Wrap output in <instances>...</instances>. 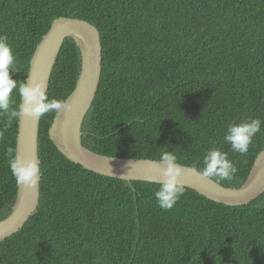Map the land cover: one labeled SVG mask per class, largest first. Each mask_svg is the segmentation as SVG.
Here are the masks:
<instances>
[{
	"label": "trees",
	"instance_id": "obj_1",
	"mask_svg": "<svg viewBox=\"0 0 264 264\" xmlns=\"http://www.w3.org/2000/svg\"><path fill=\"white\" fill-rule=\"evenodd\" d=\"M60 17L100 31L102 76L82 127V142L109 157L177 163L200 171L208 151L228 154L243 186L264 150V0H0V35L15 56L12 78L26 84L31 60ZM81 72L68 38L47 99L67 100ZM13 90L10 108L20 110ZM55 112L42 115L40 204L27 224L0 241V264H264V194L231 207L185 188L171 210L160 184L98 175L62 155L49 136ZM261 121L248 152L224 141L229 124ZM19 117L0 113V220L18 184L8 165Z\"/></svg>",
	"mask_w": 264,
	"mask_h": 264
},
{
	"label": "water",
	"instance_id": "obj_2",
	"mask_svg": "<svg viewBox=\"0 0 264 264\" xmlns=\"http://www.w3.org/2000/svg\"><path fill=\"white\" fill-rule=\"evenodd\" d=\"M68 38L74 39L81 53V72L75 90L68 97L71 112L56 114L49 136L69 161L98 175L125 181L161 184L166 166L156 160L115 158L97 154L82 142L83 123L98 92L102 76L103 45L99 29L78 18L56 19L38 45L30 64L26 84L40 86L47 95L54 67ZM23 106V98L21 107ZM27 106V105H25ZM42 115L19 116L17 152L24 160L39 159V134ZM180 183L200 195L231 207L245 206L264 194V150L257 156L248 180L239 187H226L213 178H204L193 167L179 164ZM41 178L35 188L18 185L17 200L8 217L0 220V241L18 233L40 204Z\"/></svg>",
	"mask_w": 264,
	"mask_h": 264
},
{
	"label": "clouds",
	"instance_id": "obj_3",
	"mask_svg": "<svg viewBox=\"0 0 264 264\" xmlns=\"http://www.w3.org/2000/svg\"><path fill=\"white\" fill-rule=\"evenodd\" d=\"M15 56L8 38L0 35V113L8 118L11 124L14 118L22 113L43 115L47 112L60 114L62 111L71 112L73 105L69 100H48L45 90L40 86L19 84L12 78L15 71ZM13 90H17L23 98V106L20 110L10 108ZM27 105V106H25ZM261 131V121L251 119L241 123L229 124L224 141L231 145V149L240 154L248 152L253 137ZM8 165L18 185L35 188L40 179L41 169L36 160H24L19 152L8 149ZM158 163L165 165L162 173L163 182L155 191L158 206L163 210H171L184 195L185 187L180 183L179 177L182 168L177 163L176 156L171 152L162 153ZM204 167L199 175L204 178H217L219 181L231 180L237 172L234 164L228 159V154L218 148L211 149L203 159Z\"/></svg>",
	"mask_w": 264,
	"mask_h": 264
}]
</instances>
